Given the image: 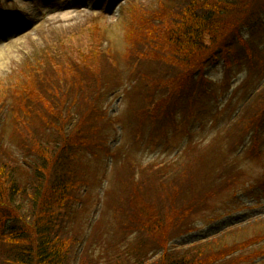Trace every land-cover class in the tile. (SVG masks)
<instances>
[{
    "label": "trees",
    "instance_id": "obj_1",
    "mask_svg": "<svg viewBox=\"0 0 264 264\" xmlns=\"http://www.w3.org/2000/svg\"><path fill=\"white\" fill-rule=\"evenodd\" d=\"M121 10L127 28L123 76L116 69L117 56L104 54L100 37L90 33L87 55L80 57L76 49L81 47H76L58 63L50 60L53 66L39 62L0 97V264L262 259L260 230L243 243L211 241L167 250L170 241L193 230L191 218L206 208L210 190L195 185L191 176L196 173L180 164L141 165L121 145L111 150L109 142L116 127L126 129L133 144L166 138L180 113L188 120L209 96L206 70L211 65L222 64L225 83L233 67L246 65L250 80L257 77L263 84L250 92L223 137L214 139L224 149L211 171L227 186L240 176V148L246 146L245 157L264 151V65L256 71L250 57L256 54L253 32L264 15V0H164L155 7L130 2ZM119 92L126 110L110 117L105 103ZM184 152L200 153L195 144ZM83 160L114 165L117 184L103 198L113 203L110 227L120 233L119 244L108 237L100 243L96 232L88 236L73 229L75 213L87 210L92 186ZM131 234L134 243L126 247ZM150 249L154 256L147 255Z\"/></svg>",
    "mask_w": 264,
    "mask_h": 264
},
{
    "label": "rangeland",
    "instance_id": "obj_2",
    "mask_svg": "<svg viewBox=\"0 0 264 264\" xmlns=\"http://www.w3.org/2000/svg\"><path fill=\"white\" fill-rule=\"evenodd\" d=\"M163 1L0 0V97L4 90L14 85L17 78L21 79L24 72L38 66L39 62L46 63L44 67L48 66L47 62L51 63L50 60L58 63L69 57L71 49L76 47H81L76 49L80 57L87 55L88 44L85 40L89 39L90 33L98 34L104 54L117 56L116 69L123 76L126 61L121 55L127 49V28L126 17H123L121 9L130 2L155 7ZM253 37L252 46L256 47V54L250 57L255 70L260 71L264 65V15ZM206 76L211 81L209 96L192 109L188 120L181 113L177 114V126L170 128L166 138L161 137L152 143L141 141L133 144L127 130L116 127L109 142L111 150L121 145L120 150L130 153L141 165L180 164L192 171L191 174L196 173L191 176L195 185L210 190L206 208L191 218L194 226L191 233L165 245L172 253L201 242L212 241L219 245L243 243L257 234L258 230L264 231V151L261 150L257 157H245L248 155L246 146L241 147L236 154L241 155L237 164L241 175L233 182H228V186L222 185L221 180L211 174L216 167L212 163L220 158L223 148L215 144L214 139L223 137L227 127L246 104L247 96L263 82L257 77L250 80L245 65L233 67L226 84L224 69L219 62L206 70ZM242 82L246 83L245 88L241 87ZM120 95L121 92L107 99L105 106L108 116L115 117L126 110V101ZM0 119L4 120V112ZM190 144L197 145L200 153L186 154L184 151ZM11 148L16 156L22 157L15 147ZM83 162V171L92 180V186L87 210L75 213L73 229L86 232L88 236L96 232L99 239L96 240L100 243L108 237L112 244H119L122 242L120 233L110 227V219L114 214L113 203L107 204L106 197L103 198L104 193L117 184L114 165L99 160ZM90 224L97 227L88 231ZM260 224L263 225L258 228ZM134 237L133 234L127 237L124 242L126 247L134 243ZM154 252L150 249L147 255L154 256ZM249 256L246 254V257ZM248 259L240 264H264V257Z\"/></svg>",
    "mask_w": 264,
    "mask_h": 264
}]
</instances>
